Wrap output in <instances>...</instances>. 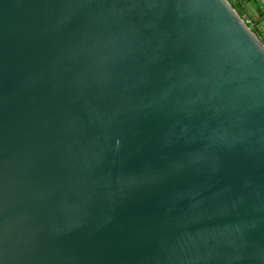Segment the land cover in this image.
I'll use <instances>...</instances> for the list:
<instances>
[{"label": "water", "instance_id": "95a60500", "mask_svg": "<svg viewBox=\"0 0 264 264\" xmlns=\"http://www.w3.org/2000/svg\"><path fill=\"white\" fill-rule=\"evenodd\" d=\"M0 264H264V43L227 0H0Z\"/></svg>", "mask_w": 264, "mask_h": 264}, {"label": "rangeland", "instance_id": "374dc122", "mask_svg": "<svg viewBox=\"0 0 264 264\" xmlns=\"http://www.w3.org/2000/svg\"><path fill=\"white\" fill-rule=\"evenodd\" d=\"M228 1V0H227ZM238 1V0H233ZM241 2V8L244 11V19L246 22H248V25L251 28V25H254L258 28V30L261 33V36H264V19H263V13L257 8V6H260V4L257 3V1L254 0H239ZM257 4V6H256ZM243 19V18H242ZM262 38V37H261Z\"/></svg>", "mask_w": 264, "mask_h": 264}, {"label": "trees", "instance_id": "16d2710c", "mask_svg": "<svg viewBox=\"0 0 264 264\" xmlns=\"http://www.w3.org/2000/svg\"><path fill=\"white\" fill-rule=\"evenodd\" d=\"M246 1V0H245ZM255 1V0H254ZM228 2L231 4V6L237 11V13L243 18V20L246 22V20L244 19V11L241 8V2L238 1H233V0H228ZM257 6V4H256ZM257 8L259 9V6H257ZM261 10V9H260ZM261 13H264L263 11H260ZM264 23V22H263ZM247 25L248 22H246ZM251 30L257 35V37L264 43V36H261L260 31L258 30V28L254 25H251ZM262 37V38H261Z\"/></svg>", "mask_w": 264, "mask_h": 264}, {"label": "built area", "instance_id": "2783aa9c", "mask_svg": "<svg viewBox=\"0 0 264 264\" xmlns=\"http://www.w3.org/2000/svg\"><path fill=\"white\" fill-rule=\"evenodd\" d=\"M255 1H257V3L260 4L259 7H260L261 11L264 12V0H255ZM262 15H263V19H264V13Z\"/></svg>", "mask_w": 264, "mask_h": 264}]
</instances>
